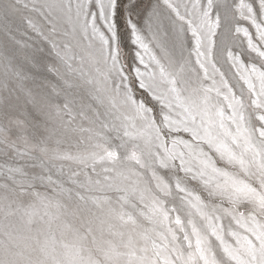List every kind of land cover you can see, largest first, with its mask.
Here are the masks:
<instances>
[{
  "label": "snow or ice",
  "instance_id": "6c2138e0",
  "mask_svg": "<svg viewBox=\"0 0 264 264\" xmlns=\"http://www.w3.org/2000/svg\"><path fill=\"white\" fill-rule=\"evenodd\" d=\"M0 264H264V0H0Z\"/></svg>",
  "mask_w": 264,
  "mask_h": 264
},
{
  "label": "rangeland",
  "instance_id": "374dc122",
  "mask_svg": "<svg viewBox=\"0 0 264 264\" xmlns=\"http://www.w3.org/2000/svg\"><path fill=\"white\" fill-rule=\"evenodd\" d=\"M148 2V0H145V3H147ZM127 52H129V56H128V59H129V61H131V52H130V50L129 49H125Z\"/></svg>",
  "mask_w": 264,
  "mask_h": 264
}]
</instances>
